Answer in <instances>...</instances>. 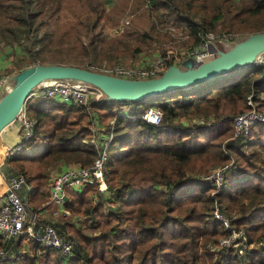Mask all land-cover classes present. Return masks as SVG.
<instances>
[{"label": "trees", "instance_id": "trees-1", "mask_svg": "<svg viewBox=\"0 0 264 264\" xmlns=\"http://www.w3.org/2000/svg\"><path fill=\"white\" fill-rule=\"evenodd\" d=\"M60 3L61 0H0L1 37L12 45L26 41L25 47L31 52L29 47L49 38V30L42 38L39 33ZM85 5L84 24L94 42L106 7L103 0H85ZM148 11L154 20L153 28L165 17L184 26L191 45L218 30L264 34V0H151ZM173 65V60H168L165 70ZM240 72L223 85L200 88L198 84L190 87L195 92L180 89L147 95L139 102L123 103L120 107L119 102L111 104L105 96L104 100L90 104L93 116L75 105L28 100L25 107L36 127L34 138L26 147L43 143L45 151L30 156H6L5 160L32 187L29 202L38 204L51 167L60 164L63 172L71 165L93 164L98 149L87 140L93 126L99 127L98 122L105 125L97 130L98 138L114 136L104 168L107 190L97 197L87 196L90 191H97V186L67 191L64 208L82 214L86 225L90 226V221L95 223L89 233L81 227L74 229L78 242L75 241L73 256L45 248L26 236L15 238L8 245L0 238V248L10 252L16 241L21 239L20 250L26 240L30 241L29 252L15 253L0 264H256L257 259L264 264L262 246L251 252L237 249V255L230 252L224 256L225 249L232 248H219V237H227L228 231L208 216L214 204L210 187L194 190L191 195L180 191L190 175L207 173L210 167L228 161L231 153L248 177L238 187H229L219 194L220 206L223 204L227 216L238 215L232 225L246 231L250 244L264 242V173L258 167L264 165V125L255 126L249 137L242 140L229 136L234 134L233 124L231 129L223 128L234 115L250 110L249 101L258 110L264 109V66ZM155 105L164 113L160 127L138 118V108L144 112ZM125 107L130 110H124ZM181 111L213 117L220 126L213 131L204 126L194 134L188 133V129L173 132L174 128L166 124L176 120ZM106 203L118 207L108 212ZM214 247L218 250H212Z\"/></svg>", "mask_w": 264, "mask_h": 264}, {"label": "rangeland", "instance_id": "rangeland-1", "mask_svg": "<svg viewBox=\"0 0 264 264\" xmlns=\"http://www.w3.org/2000/svg\"><path fill=\"white\" fill-rule=\"evenodd\" d=\"M146 1L147 0H103V2L106 4V13L103 21L100 23V26L95 30V34H98L99 36L96 37L97 41L94 42L91 40L92 36L88 35L86 25L84 24L87 18L85 0H61L58 11L52 17L46 19L45 27L42 28L41 32L39 33V37L42 38L45 30H49V38L45 39L44 37L43 43H38L36 47H29L32 48L31 52L25 47L26 41L12 45L5 42L0 35V60L10 58L12 63L16 66V68L13 69L15 70L14 74L12 75V72L9 73L13 87L17 84L20 74L26 68H28L30 65L36 66L38 64L72 65L80 68H83L89 64H94L95 66L122 65L128 67L145 68L159 56H163L169 57L174 63L176 62L177 65H181L182 68L179 66L181 69L186 70L185 67L188 60L187 55L189 52H191L190 50L196 46L191 45L187 29L182 25L174 24L173 21L167 20L166 17L162 18L161 21L158 22L156 28H153L154 20L152 19V14L144 6ZM126 20H130V23L126 24ZM213 33L219 36H222V34H231L232 36L231 39L226 41L218 38L213 42L211 52L213 54L215 53L214 55H223L234 52L245 46L247 43L253 40L255 36H257L248 32L234 33L221 30ZM36 53H38V56L35 55ZM261 56L264 59V53ZM24 67L25 69L23 70ZM240 71L242 70H238L232 75L215 78V80H206L200 84L199 87L209 88L215 85H223L228 81H233L241 73ZM91 87L92 88L90 90L93 92V94L89 96V104L96 102L95 93L99 92V90L93 85ZM185 90H188L189 92H195L194 87H189ZM54 100L69 106L68 104L60 101L58 98H55ZM117 106L120 107L121 104H118ZM124 110L129 111L130 109L129 107H125ZM260 110L264 111V109ZM142 111V108H138V115H140ZM201 117L208 122L214 121L213 117L206 118L204 115H195L192 111H181L176 120L168 122L166 125L172 127V129L174 128L171 130L173 132H176L177 130L185 131L195 126L197 118ZM15 124L18 123L16 119L13 118L0 131V149L1 145H4V143L5 146L11 145L10 143L6 142L2 143L3 132L8 126H15ZM231 124L232 120L230 119L225 124H223L224 126H222L225 129H231ZM103 126L105 125L103 124ZM218 126H214L207 131H213L214 129H217ZM94 135L97 139H99L97 137V132L94 129H91V136L90 139L87 140V143L92 144L94 142ZM229 136H232V139L234 137L232 133ZM8 148L10 149L11 147ZM8 148H4L2 152H5L6 154L8 152L7 150H9ZM22 155L25 156L26 153ZM229 156L231 158L225 163L234 162L237 165L234 156L231 153H229ZM1 160L2 159H0V161ZM2 161L0 162V186L4 184L2 174H8L7 171L3 169L4 161ZM223 164L210 167L207 173L202 175H190V180L184 183V185L181 187L182 192H186L187 194L191 195L194 190L206 186V184L201 183L200 178L206 174H209L215 168L222 166ZM72 166L77 165H71L69 167ZM258 167L260 168V172L264 173V165L261 163L258 164ZM59 173H61L60 164L51 167L46 173L48 178L45 182V186L42 189V196H40L38 204L36 205L29 201H27V203L33 213L38 215L39 222L52 224L62 236H71V238L78 242V238L74 233V229H77L76 227H81L83 230H86L85 232L89 233V228H95V223L90 221V226L86 225L87 219L82 214H73L72 212H70V214H66L63 211L61 212V210H59L60 212L58 215L53 214L54 208L48 206L47 201L53 179ZM247 177L248 176H246L243 171L239 169L236 173L228 177L224 190L233 186L238 187V185L241 184V182H243V180H245ZM209 187L210 186L205 188ZM98 190L94 191L95 193L90 191L88 193L89 195L87 196H99L98 194L101 192ZM209 194H211L210 196L212 197L211 191ZM102 198L103 197L101 196V201H103ZM212 206L213 205H211L208 211L210 220H213ZM117 207L118 206L115 203H106V209L108 212L115 211ZM220 207L221 209L222 207L224 209L223 204ZM223 209L222 211L224 212ZM225 215L227 216V214ZM228 218L231 220V222H233L238 219V215L234 213L231 216H228ZM224 238H226V236H220L218 242L220 243L222 240H224ZM20 240H18V242H20ZM18 242L16 241L17 244ZM24 244L25 245L22 250L16 249V244H14V248L11 250L12 255H15V253L18 255L23 251L29 252L30 241L26 240V243ZM260 246L264 248V242L260 244H252L248 247V250L251 252L258 249ZM215 249L218 250L216 247H214L212 250ZM236 251L237 249H225L223 254L224 256H227L230 252H233V254L237 255ZM261 262L262 259L256 260V264H260Z\"/></svg>", "mask_w": 264, "mask_h": 264}, {"label": "built area", "instance_id": "built-area-1", "mask_svg": "<svg viewBox=\"0 0 264 264\" xmlns=\"http://www.w3.org/2000/svg\"><path fill=\"white\" fill-rule=\"evenodd\" d=\"M150 5L151 0H147L144 4L147 9ZM125 22L129 24L130 20H126ZM218 38L226 41L231 39L232 36L231 34H222V36H219L213 32L207 33L202 42L190 50L191 52H189L187 58L192 60L196 65L200 64L205 58L213 55L211 47L213 42ZM168 60H170L169 57L159 56L145 68L122 65L95 66L94 64H89L85 68L93 72L126 80L154 79L161 77L165 72L166 62ZM36 66L30 65L28 68H34ZM254 66H264L262 56L256 59L251 67ZM13 88L11 77H1L0 101ZM91 88V85L80 81L59 80L54 81L52 85L42 84L37 86L29 94V100L58 98L63 103L84 108L93 116L94 114L89 104V96L93 94L90 90ZM95 96L96 102L104 100L105 97L101 91L95 93ZM109 102L114 103L113 101ZM249 104L251 106L250 110L230 118L234 128V139H247L255 126L264 125V111L258 110L252 101H249ZM138 118L152 126L160 127L163 125L164 113L155 105L144 110ZM15 119L20 125V130L17 142L6 154L7 157L11 158L17 157L26 151V146L34 138L36 127V121L30 118L26 107L17 114ZM93 121L95 122V119ZM195 123V126L187 130L188 133L194 134L198 128L204 126L210 129L218 125L216 121L208 122L202 117L197 118ZM94 128L95 126L92 129ZM94 130L97 132L96 128ZM113 138V134H110L102 143H99V139L94 135L95 140L93 143L95 148L98 149V156L93 164L89 167L72 166L55 176L47 201V205L54 208V215H58L59 210H63L64 205L68 202L67 191H80L87 186H97L101 193L107 190L104 168L108 159V146ZM238 170L239 167L234 162H228L215 168L209 174L202 176L200 181L206 184V187L210 186L212 189V197L214 200L212 207L213 219L228 231L227 237L219 243V248H232L246 251L252 245L248 242L246 232L234 228L231 220L222 211L218 197L223 192L228 177ZM2 179L5 184V191L0 195V238L2 243L8 245L13 239L26 236L45 248L53 249L64 256H73L75 239L62 236L50 223L39 222L38 215L33 213L27 201L21 196V191L28 186L26 177L20 173L2 174ZM11 255L10 251L0 248V263L10 259Z\"/></svg>", "mask_w": 264, "mask_h": 264}, {"label": "water", "instance_id": "water-1", "mask_svg": "<svg viewBox=\"0 0 264 264\" xmlns=\"http://www.w3.org/2000/svg\"><path fill=\"white\" fill-rule=\"evenodd\" d=\"M264 53V34L228 54L210 55L188 70L169 67L161 77L126 80L72 65H38L25 69L13 90L0 101V131L25 107L29 94L45 81L75 80L93 85L108 100L119 103L139 102L147 95L156 96L202 84L206 80L233 74L251 67Z\"/></svg>", "mask_w": 264, "mask_h": 264}, {"label": "crops", "instance_id": "crops-1", "mask_svg": "<svg viewBox=\"0 0 264 264\" xmlns=\"http://www.w3.org/2000/svg\"><path fill=\"white\" fill-rule=\"evenodd\" d=\"M186 64H187L186 67H185L186 70L191 69V68H193L195 66L194 62L192 60H189V59L187 60ZM174 65L178 66V67L179 66L181 67V65H177L176 62L174 63ZM15 68H16V66H15V64L12 63V60L10 58L9 59H5V60H0V78L3 77V76H9L10 77L9 73L12 72L11 74L13 75L14 71H15L13 69H15ZM24 69H25V67L23 68V70ZM236 72H234V73H236ZM230 75H232V74H230ZM225 76H221V77H225ZM34 100H37V99H34ZM34 100L32 99L31 101L34 102ZM40 101L42 103H46L48 101H51V102L62 104L61 102H57L54 99H49V100L40 99ZM62 105H64V104H62ZM68 105L69 106H73L71 104H68ZM65 106H67V105H65ZM95 122H97L96 119H95ZM96 124L99 126V127H96L97 130H100L103 124H101L100 122H98ZM19 130H20V125L19 124H15V126L12 125V126H8L7 128H5V130L3 132V139H2L3 141H2V143L6 142V143H10L11 144L9 146H5V143H4V145H1V149H0V152H1L0 153V159H2L4 161L3 169L6 170L8 174H17L18 172H16L9 164L6 163L5 159H6V154L7 153L5 154V152H2V150L4 148L12 147L17 142ZM103 137L104 138H102L101 136L99 137L100 142L106 139L105 135ZM44 151H45L44 144L43 143H36L33 146H31L30 148H27L26 151L23 152L22 154L26 153V156H30V155H35V154H38V153H42ZM22 154H20L19 156H21ZM4 191H5V184H2L0 186V192L3 193ZM32 191H33L32 187L28 185L21 191V196L23 197L24 200L30 201V198L33 197V192ZM180 191H182V189ZM107 197H109V194H107ZM62 211L64 213H66V214H70V212L68 210H66L65 208L63 210H61V212ZM15 244H16V249H18V244L17 243H15ZM12 247L14 248L13 244H12Z\"/></svg>", "mask_w": 264, "mask_h": 264}, {"label": "bare ground", "instance_id": "bare-ground-1", "mask_svg": "<svg viewBox=\"0 0 264 264\" xmlns=\"http://www.w3.org/2000/svg\"><path fill=\"white\" fill-rule=\"evenodd\" d=\"M54 83V81H45L44 84H48V85H52ZM2 194V192H0V195Z\"/></svg>", "mask_w": 264, "mask_h": 264}]
</instances>
